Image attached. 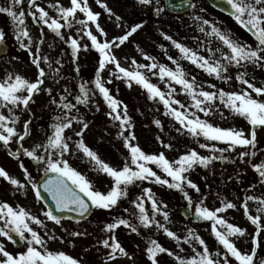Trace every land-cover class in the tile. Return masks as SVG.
<instances>
[{"label": "snow or ice", "instance_id": "1", "mask_svg": "<svg viewBox=\"0 0 264 264\" xmlns=\"http://www.w3.org/2000/svg\"><path fill=\"white\" fill-rule=\"evenodd\" d=\"M23 2L24 0H10V4L7 7H0V13H6L11 18L15 26V38L19 42L21 49H26L33 55L32 63L36 66L38 75L33 82L19 74L8 73L0 81V108H8L9 111V115L0 114V144L5 148H8L14 138L20 144L29 135L30 121H25L23 132L17 131L15 125L18 123L19 117L14 115V110L20 106H23V109L27 110L34 95L41 91V86L45 82L44 78L48 75L45 69L41 67V61L43 60L48 65L54 79L60 72V68H52V63L49 62L47 57L39 56V45L36 47V53H31L30 46L32 41L25 24V12L22 9L20 11L14 10L18 6L23 5ZM222 2L229 6L228 14L232 16L235 22L254 38L256 42L255 47L234 40L229 33L221 31L218 27L210 24L208 20L202 19L201 17L194 18L202 20V24L208 25L211 31L205 32L204 27H201L200 31L205 32L206 36H214L227 51L219 47L215 51L209 48L210 56L209 58H205L188 47L172 40L170 36L162 35H164L166 40L172 41L173 46L179 50L182 59L202 69L209 76L227 83L233 79L229 74L232 67L240 69L246 68L248 64H252L253 66L264 68V0H222ZM97 3H100V0H97ZM138 3L143 6H151L153 5V0H138ZM70 5V7L56 6L59 19H55L49 17L48 12L44 8L39 7L35 0H29V8H35V11L29 14L34 21L42 23L55 36L62 40L65 39V36L61 30L65 27L71 28L73 26L72 20L75 19L77 12L82 13L86 17V19H78L75 22L81 25V30L91 42V48L99 54V71L94 81V90L89 89L86 83L80 84V95L76 97V103L87 105L90 96L94 95L95 90H98L110 109L108 115L114 121L119 122L121 129L119 136L122 138L128 154L122 166L113 167L104 162L95 151L86 146L82 138L76 143L77 150L82 152L83 156L89 160L93 170L105 174L111 180V186L107 192L96 190L93 183L80 171L72 167L68 159L65 158V155L70 153V147L67 141L71 139L65 136V130L72 128V122L76 120V123L81 124L82 128L75 134L82 137L84 131L88 128V124L82 119L68 115L75 105L68 102L67 97L62 96L58 107L67 111L55 116V122L50 125L51 133L46 135V143L37 144L32 150L23 148V145L20 144L17 149V152L22 149L25 156L30 157L37 163L45 165L43 169L45 176L42 185L38 186L35 182H32L31 177L25 172V177L31 183V188L37 200L41 198L40 188L42 187L43 191L54 202L56 212L75 213L78 217L83 218L92 209H115L118 207L119 202L129 195L131 186H136L139 182L147 181L149 183L166 186L169 189L181 191L188 200L189 205H191L192 200L188 192L185 191V186L195 189L197 192H199V188L186 174L194 170L196 166L206 168L215 159L224 160L223 153L226 151H234L237 147L245 149L239 153L241 162L244 161L245 157L253 158L256 156L257 129L264 127V99L254 98L252 93L254 92L256 97H262L264 96V87H256L248 79H245L246 72H238L235 80L242 85H247V89H251V92L244 89L239 92H226L223 89H216L215 84H209L208 87L216 89V91L204 90L201 85L197 84L195 76L191 80L187 78V73L179 65L178 60L171 56L168 59L176 65L174 70L166 65L157 64L153 57L146 54L144 55V59L151 61V63L139 64L133 60L132 64L135 65V68L133 70L126 69L121 66L113 49L124 45L143 25L136 24L131 26L123 35L115 37L111 41L105 40L101 42L98 40L97 35L93 34V31L88 27L89 22H91V24L95 25L97 32L101 36H106L103 28L98 23L99 14L94 13L89 8L88 0H70ZM101 7L105 8L110 15L112 14L111 10L107 9V5L101 4ZM156 11L160 12L161 9L157 7ZM201 11H204V9H201ZM116 19L120 20V17L117 16ZM61 20L63 23H61ZM24 39L28 40L27 44L24 43ZM4 40L5 33L0 31V44ZM65 42L70 46L71 56L78 58L81 45L77 39L68 36ZM216 52L220 53L218 59L215 58ZM55 63L62 67L59 60ZM108 65L114 66L115 71L113 75L118 79H125L129 87H131L132 82H135V84L147 91L149 99L156 100L158 98L164 105L166 110L165 115L172 117L180 125L177 131L183 129L199 144V148L208 149L211 153L219 152L221 155L219 157L215 155L205 156L201 155L195 149H189L178 158L169 160L163 152L148 154L138 144L133 143L136 140V136L129 131L132 125L131 118L128 116L127 106L125 105L121 109V102L110 94V90L105 86L100 75ZM141 69L152 72L153 75H158L161 81H165V78H167V81L171 82L166 83L169 89L168 92L162 91L156 84H153L148 76L145 75V71H141ZM156 69H158V73L155 71ZM108 83H111V81L109 80ZM172 84L181 86L182 91L191 98L193 103L186 108L183 103L174 99L173 94L176 92V89L172 87ZM45 91L51 95V89H45ZM217 100L223 107L229 109L231 113L247 121L248 125H250L248 136L245 135L243 130L222 128L210 123L207 119H201L198 113H202L205 117H210L214 110L219 112V109L216 108ZM53 103H56V101H53ZM173 105H178V107H173ZM192 108L195 111H190ZM220 115L223 117V112H220ZM155 123L157 126H160V121L157 120ZM201 137H203L205 142H200ZM161 143L163 144L162 141ZM216 144H223L226 147H216ZM163 147L170 149L172 146L171 144H163ZM249 148L252 151H248L247 149ZM40 149H43L47 153V158L37 154ZM8 154L14 158H19L11 151ZM20 167L23 169L24 165L21 164ZM252 168L258 173L261 183H264V162L253 164ZM157 170L164 175H159ZM0 178L7 181L17 191L26 187L18 179L10 176L2 167H0ZM142 191L144 196L137 197L134 202L135 208L139 210L138 219L140 225L149 228L155 224L157 229L163 228L167 237L179 242V237L155 221L154 216L150 219L145 209V196L151 202L152 212L154 214L161 212V209L151 188H143ZM253 199H257L258 204L264 206V199L248 196L242 207L251 223L256 225V237H259L261 216L248 215L247 201ZM221 203L223 204L222 207L210 210L202 206L203 201H201L195 207V217L211 222V232L216 241L222 245L225 253L223 260L214 259V255L218 257L220 253H210L205 241L189 230V237L185 242L195 240L202 247V251H197L194 248L193 252L195 254L190 259H184L161 246L156 240H151L146 249L147 259L151 264H158L157 256L161 253L174 256L178 264H232V260L229 257L233 258L236 264H254L256 249L261 246L260 241L256 238L252 240L253 248L250 253L242 252L238 249L230 238L236 237L239 239L245 235L244 230L228 223L218 215V213L235 208L236 205L225 201ZM257 212L264 214V207H258ZM161 214L165 220L168 219L167 212H161ZM43 216L57 225L61 224L62 219L68 218L55 215L51 209L44 211ZM0 225H2L0 226V237L7 238V240L13 244L20 245L23 249L17 253H10L5 249L3 243H0V264H80V260L64 251L49 250L48 241L56 240L58 237L54 233L49 234L47 230L44 231V235L42 236L36 229H46L45 222L31 214L24 207L18 206L13 208L7 202H0ZM33 225L36 227L34 228ZM121 226L139 235L138 227L132 225L129 220L113 218V222L106 224L104 229H102L104 232L111 234L108 239H104L101 242L104 248L110 249L108 261L115 260L117 258V252L121 256H128L129 259L132 258L116 238L115 230ZM218 226L225 230L221 231ZM13 234L18 239H14ZM70 235L80 236L84 235V233L72 232ZM108 261H105V264H108ZM261 264H264V260L261 261Z\"/></svg>", "mask_w": 264, "mask_h": 264}, {"label": "rangeland", "instance_id": "2", "mask_svg": "<svg viewBox=\"0 0 264 264\" xmlns=\"http://www.w3.org/2000/svg\"><path fill=\"white\" fill-rule=\"evenodd\" d=\"M35 2L39 7L44 8L45 11L48 12L49 17L55 19H59L56 6H71L70 0H35ZM194 3V8L189 13V17L184 19L181 16L172 17L166 15L162 9V0H153V5L151 6H143L138 3V0H100V3H97V0H88L89 8L94 13L99 14L98 23L103 28L106 36H101L99 32H97L95 25L91 24V22H89L88 27L93 31V34L97 35L99 41H111L113 38L123 35L131 28V26L138 24L135 15H138L141 11L145 10L147 17H153L151 19L153 21H151L149 25L145 24L138 29L137 32L129 38V41L125 42V44L121 45L119 48H114L113 52L121 66L129 70L135 68V65L132 64L133 60L139 64L151 63V61H146L144 59L145 54L153 57L157 64L166 65L174 70L175 67L166 64V61H164L159 55L157 48H151L149 46L148 39L150 40V38H148V36L151 37V41H155L162 46H165L167 43L172 44L171 40H166L164 38V35L170 36L172 40L188 47L205 58H209L210 53L207 46L208 36L205 35V32H210L211 28L208 25H203L202 20H197L194 17L206 19L210 24L215 25L219 29L238 30V28L233 25L235 22L234 19L219 15L210 9L202 0H194ZM9 4L10 0H0V7H7ZM101 4L107 5V9H110L112 14L110 15L105 8L101 7ZM157 7L161 9L160 12L156 11ZM21 9L25 12V24L32 41L30 46L31 53H36V47L39 45V56L47 57L49 62L52 63L53 69L60 68L58 76L54 79L48 65L42 60L41 67L45 69L48 75L44 78L45 82L41 86V91L34 95L27 110H24L23 106L14 110V115L19 117V121L15 125L18 132H23V125L26 120L31 121L29 135L24 141L20 142V144L23 145V148L32 150L35 145L46 143V135L51 133V130L47 126L48 123L46 122L47 112L45 110V104L47 91H45V89H51V98H54L59 94V89L50 85V83L55 85L62 74L60 65H57L55 62L59 60L62 64L64 61L67 63L76 61L75 69L82 71V74L84 73V76L81 75L83 83H86L89 89L94 90V81L96 74L99 71V54L91 48V42L81 30V25L75 22L78 19H86L82 13L77 12L75 19L72 20L73 26L71 28L65 27L61 30L62 34L65 36V39L62 40L55 36V34L42 23H37L33 20L29 13L34 12L35 8H29V0H24L23 5L18 6L14 10L20 11ZM201 9H204V11H201ZM153 11L156 13L155 16L152 15ZM117 16L120 17V20L116 19ZM61 23H63L62 20ZM201 27H204L205 32L200 31L199 33H196ZM0 31L5 33L4 42L10 48L7 56L0 57V81L6 77V74L15 73L34 82L37 78L38 70L32 63L33 55H31L28 50L20 48L19 42L15 38V26L6 13H0ZM230 35L235 39L238 32L233 31ZM68 36L77 39L78 43L81 45L78 58H73L71 56L70 46L65 42ZM24 43L27 44L28 40L24 39ZM85 46H87V48H85ZM215 49L216 47L212 50L215 51ZM175 56L176 60H178L181 67L187 73V78L189 79L188 61L181 58V54L176 48ZM219 57L220 53L216 52L215 58L218 59ZM251 66L252 64H248L242 71L246 73L249 72ZM70 68L71 72L69 75L73 74V69L72 67ZM114 71V66L108 65L103 72L100 73L105 86H110L111 89L114 90L115 96L121 102V109L125 104L127 105L128 116L131 118V122L133 121L134 123H131L132 125L140 126V120H146L143 123L146 126V129L144 132L142 131V133L134 134L136 140L133 141V143L138 144L142 150L148 154H158L163 152L169 160L178 158L189 149H195L201 155L205 156L215 155L219 157L221 155L219 152L211 153L208 149L199 148V144L183 129L177 131V129L180 128V125L172 117L165 115L166 110L162 102L158 99H141V97L132 95L134 92L139 91H136L132 84L131 90H125L123 86H121V84L124 83L123 79H118L113 75ZM141 71L145 70L141 69ZM155 71L158 73V69ZM236 72L237 71H234L231 68L229 74L233 77ZM145 75L148 76L150 81L153 84H156L162 91L166 93L168 92L169 89L166 86V83L171 82L167 81V78H165V81H161L158 75H153L152 72L147 71H145ZM193 76L196 77L197 84L201 85L204 90L207 91L223 89L226 92H239L244 89L251 92V89H246L241 84L236 85L235 79H232L227 83H216L217 80L214 77L209 78L208 74L202 69L191 64V78ZM250 77L256 78L254 83L256 87H264V74L262 75L260 70H256L255 73L250 75ZM109 80L111 83H108ZM209 84H215L216 89L209 88ZM172 87L176 89L174 99L179 100L186 108L193 103L191 98L182 91L181 86L172 84ZM96 92L97 91L95 90L94 93ZM252 95L254 98L264 99V96L256 97L254 92ZM95 101L99 106L101 113L95 115L94 112L96 111L93 109L92 111H89L90 113L85 112L83 121L88 124V128L84 131L82 137L75 134L82 128L81 124V128L75 127L74 125L72 128L65 130V136L71 138L67 141L69 143L70 153L66 154L65 158L68 159L72 167L80 171L93 183L96 190L107 192L111 186L110 178L103 173L93 170L92 164L89 160L83 156L82 152L77 150L76 143L82 138L86 146L95 151L104 162L113 167L122 166L128 152L122 145L123 140L119 136V133L110 135L97 134L96 131L98 130L94 131V128H92L94 125L108 126V122L110 121L102 116V114L106 116L107 110L110 109L103 105L101 99L96 98ZM89 102L91 106L92 101L90 100ZM173 107H178V105H173ZM216 108L219 109V112L214 110L210 117H205L202 113L198 114L201 119H207L210 123H213L216 126L243 130L246 136L249 135L250 125H248L246 120L231 113L230 110L223 107L218 100L216 101ZM190 111H195V109L192 108ZM220 112H223V117L220 115ZM0 114L9 115L8 108H0ZM140 116H142V118ZM157 120L160 121V126H157L155 123ZM118 124L119 123L116 122V126ZM138 131L140 132V130H137V132ZM161 141L163 144H171L172 147L170 149L163 147ZM200 142H205L203 137L200 138ZM209 143L211 144V142ZM20 144L15 141V138L8 148H5L0 144V167L4 168L10 176L18 179L22 184H25L26 187L17 191L6 181V183L0 185V202H7L9 205L13 206V208L18 206L24 207L31 214L43 220L46 224V229L37 228L36 230L39 231L42 236L44 235V231L47 230L49 234L54 233L58 237L56 240L48 241L49 250L64 251L74 258L86 253H109L110 249L104 248L101 242L104 239H108L111 234L104 232L102 226H92L91 224L95 222L93 217H91L86 223L82 224H74L71 221L63 220L60 225H57L43 216V212L46 210L41 202L35 198L31 183H29L25 177V172L31 177V181L35 182L40 173L44 172L43 169L45 165L37 163L30 157L25 156L22 149L17 152ZM216 147L222 148L226 146L223 144H216ZM243 150L245 149L237 147L234 151L224 152V160H213L212 163L206 167V171L207 173L209 172V175H207L206 171L202 172L200 166H196L194 170L186 175L198 186L199 192L195 189L187 188L186 186L185 191H187L189 197H191L192 209H195L196 205L200 204L201 201H203L202 206L207 207L210 210L222 207V201L235 204V208L218 213V215L228 223L244 230L245 235L239 239L236 237L230 238L236 247L242 252H251V249L253 248L252 240L254 238L260 241L261 246L256 249L254 264H261V261L264 260V214L258 213L257 208L264 206L259 205L257 199L247 201L248 215L261 216L260 235L259 237H256V225L252 224L248 219V216L245 215L242 205L248 196L264 199V183H261L259 175H256L258 173L252 168L253 164L264 162L263 127L257 129L256 156L253 158L245 157L244 161L241 162L239 153ZM247 150L252 151L250 148ZM9 151L15 153L19 158L17 159L10 156L8 154ZM37 154L47 158V153L43 149L38 150ZM29 159L33 161L30 165L28 164ZM21 164L24 165L23 169L20 167ZM157 172L161 176L164 175L159 172V170H157ZM201 176L206 178L203 183L200 182ZM143 188H151L154 197L160 206L161 212L168 213L167 220L164 219L161 212L154 214L152 212L151 202L148 201L145 196V209L150 219L154 216L155 221L159 222L163 227L168 228L179 237V242L167 237L163 228L157 229L155 224L149 228H145L141 226L140 223L138 225L135 224L134 219L129 220L132 225L138 227L139 235L132 233L130 229L124 228L123 226L115 230L117 240L129 256L132 257L129 259L128 256H121L119 252H117L116 256L120 257L122 264H151L146 255V249L151 240H156L161 246L172 251L175 255H178L181 258L190 259L195 254L193 252L194 248L197 251H202L203 249L195 240H189L187 243L185 242L188 240L189 230L205 241L210 253H220L218 257L214 255V259L223 260L225 253L222 245L216 241L211 232V222L205 221V223L198 225L191 220H184L180 217L178 211L174 210L176 205L183 206L182 202L180 200L178 201V196H180V199L185 197L181 191L169 189L166 186L149 183L147 181L139 182L136 186H131L130 190H142ZM142 196H144V193H142ZM165 205L166 207H164ZM33 227L35 228L36 226L33 225ZM218 228L221 231L225 230L220 228V226H218ZM72 232H80L84 233V235L71 236L70 233ZM45 239H47V237H45ZM0 243H3L5 249L10 253H17L23 250L22 248L17 249V247L5 237H0ZM77 259L80 260L79 258ZM229 259L232 260V264H236L233 258L229 257ZM157 260L158 264H178L174 256H169L167 253L158 254Z\"/></svg>", "mask_w": 264, "mask_h": 264}, {"label": "flooded vegetation", "instance_id": "3", "mask_svg": "<svg viewBox=\"0 0 264 264\" xmlns=\"http://www.w3.org/2000/svg\"><path fill=\"white\" fill-rule=\"evenodd\" d=\"M137 19H139L140 22L144 23V24H150L151 21L148 20V17H137ZM153 21V20H152ZM233 25L235 27L238 28V30H226V29H220L223 32L226 33H233V31H237L238 35L237 37H235L234 40L240 41L242 43H247L250 45H253V47H255V40L254 38L248 33L246 32L243 28H241L237 23H233ZM144 26V25H143ZM211 31V30H210ZM152 32V31H150ZM200 30H198L196 33H199ZM148 38H150V40L148 39V43L149 46L151 48L155 47L158 50L159 55L163 58L164 61H166V64H169L173 67H176L175 64H173L169 59V55L171 57H173L174 59H176L175 56V48L172 44H166L165 46H162L161 44H157L155 41H151V37L148 36ZM162 46V47H161ZM207 46L208 48H222L224 51H227L226 48L223 47V45L221 44V42H219L214 36H208L207 39ZM156 62V60H155ZM179 65L181 66V64L179 63ZM76 66V61H72V63H67V62H63L62 63V67H61V71L62 74L58 80V82L53 85L52 83H50V85L55 86L56 89L58 88V93L54 98H51V95L48 94V92L46 93V104H45V110L47 112V117H46V122L48 123V127L50 128V125L53 124L55 122L54 118L56 115L58 114H62L63 112L67 111L64 110L60 107H58L59 103H60V98L62 96L67 97V101L74 104L75 107L72 109L71 112L68 113V115L70 117H76L77 119H83L84 117V112L86 110V112H89L90 110L92 111L95 110L96 112H94L95 115L100 114L101 110L99 109V106L96 104L95 99H101L103 105L107 106V103L103 100L102 95L98 92V90H96L97 92L94 93V95L90 96L89 101L91 100V106H90V102H88L87 105L84 104H77L76 103V97L80 95V89L79 86L81 83H83V79L82 76L84 75V73L82 74V71H77V69H75ZM187 66L189 68V80H191V63H189V61L187 62ZM73 69V74L69 73L71 72V68ZM232 69L234 71H237L236 74H234L233 79H235L236 75L238 74V72H243V68L240 69H236L235 67H232ZM256 70H260L262 72V75L264 74V68L261 67H256V66H251L249 72H247V75L245 76V79H248L250 83H255L256 78L254 77H250V75L252 73H255ZM82 75V76H81ZM209 78H211V76L208 75ZM217 80V79H216ZM125 79H123V84H121V86H123V88L125 90H131V87L128 86V82L126 81L125 83ZM236 81V80H235ZM222 81L217 80L216 83H220L221 84ZM132 85H134V89L136 91L139 92H134L132 95H135L137 97H141V99L143 98H148L147 95V91L145 89H143L141 86L135 84V82H132ZM236 85H240V83L238 81H236ZM242 85V84H241ZM244 88L247 89V85H243ZM109 90H110V94L116 98L118 101H120L116 96H115V92L113 89H111L110 86H106ZM67 89V91H65ZM100 96V97H99ZM175 97V94L173 95V98ZM158 99V98H157ZM159 100V99H158ZM53 101H56V103H53ZM126 105V104H125ZM127 106V105H126ZM110 112V110H107L106 116H104L102 114L103 117H105L106 119H108V126H103V125H98V126H93L92 128H94V131H96L97 134H115V133H119L121 131L120 127L117 125L116 126V122L118 121H114L109 115L108 113ZM130 115V114H129ZM142 118V116H140ZM143 121V122H142ZM146 120H140L141 125L140 126H136V125H132L134 124L133 121L131 122L132 126L129 129V131L134 134L137 133H142V131L144 132V130L146 129V126L143 124ZM135 122V120H134ZM119 123V122H118ZM143 124V125H142ZM75 127H79L81 128L80 124L76 123V120H73L72 122V126ZM155 126V125H153ZM137 130H140V132ZM124 146V144H122ZM30 163H32L33 161L31 159L28 160ZM143 191L141 189H131L129 190V195L126 198H123L121 202H119L118 207H116L115 209L112 210H101V209H93L92 214L83 222L77 223V224H82V223H86L91 217H93L95 219V222H93L91 225L94 227H99L102 226L103 228L106 226V224L113 222V218H123V219H127V220H132L134 219L135 224H139V219H138V215H139V210L135 208V201L137 197H141L142 196ZM178 201H183L184 204L188 203V200L183 197L182 199H180V196H178ZM146 202V199H145ZM189 204V203H188ZM191 207V205H189ZM125 209H127V211H125ZM180 206L176 205L175 209L176 211L179 212ZM107 222V223H104ZM142 226V225H141ZM77 258L80 259V264H105V261H108V253L104 254V253H86V254H82V255H78ZM108 264H122V261L120 260V257H117L115 260H111L108 261Z\"/></svg>", "mask_w": 264, "mask_h": 264}, {"label": "water", "instance_id": "4", "mask_svg": "<svg viewBox=\"0 0 264 264\" xmlns=\"http://www.w3.org/2000/svg\"><path fill=\"white\" fill-rule=\"evenodd\" d=\"M206 3H208L210 6H212L214 9L223 12L227 15L229 12V6L227 4H224L222 0H204ZM192 7V1L191 0H164V8L165 10L170 14H185L187 11H189ZM8 52V47L5 44H0V56H5ZM45 173L41 175V177L37 180L36 184L42 185L43 179H44ZM41 191V202L45 206L47 210L51 209L53 213L57 216H63L68 217V219L73 220H83L88 214H86L85 217L81 218L78 217L75 213H59L55 210L54 202L51 200V197L43 191V188H40ZM180 215L185 218L189 219L192 218L193 221L197 224L203 223L205 220L203 219H197L195 217V213L191 215L189 207H185L181 209ZM14 239H18L13 234ZM17 247H21L20 245L15 244Z\"/></svg>", "mask_w": 264, "mask_h": 264}]
</instances>
